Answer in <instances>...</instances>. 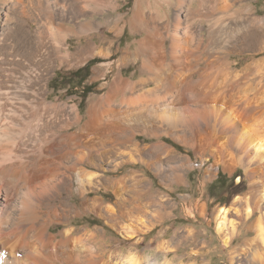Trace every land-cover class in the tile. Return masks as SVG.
I'll list each match as a JSON object with an SVG mask.
<instances>
[{
	"label": "bare ground",
	"instance_id": "bare-ground-1",
	"mask_svg": "<svg viewBox=\"0 0 264 264\" xmlns=\"http://www.w3.org/2000/svg\"><path fill=\"white\" fill-rule=\"evenodd\" d=\"M50 1L44 0V6L42 0H37L45 14L43 20L50 26L59 18L60 29H72L63 22L68 15L65 2ZM105 1L110 10L115 9L117 0ZM142 1L136 4L131 23L147 33L138 42L137 51L143 56L142 70L147 77L132 82L120 71L104 95L90 99L83 116L76 104L68 107L66 102H48L50 54L63 59L69 56L64 35H57L52 51L39 44L31 49L29 58H18L17 64L11 59L5 66L8 76L0 77V264H159L149 258L141 260L131 252L118 262L111 253L105 258L106 248L111 245L103 229L72 226V219L91 213L126 240H133L165 216L159 209L148 217L155 198L136 190L126 195V177L105 178L106 162L116 166L118 160L113 157L127 149L121 147L131 145L138 152L130 135H121L124 123L130 132L150 134L181 128L186 134L179 138L200 150L209 148L224 171L241 165L248 190L243 196H235L231 206L217 209L216 232L228 245L243 221L254 233L241 249L245 259L250 258L245 262H264V101L249 97L254 94L253 86L243 89L250 75L256 74L258 79L262 76L264 61L234 74L219 65L215 55L218 49L227 53L232 49L215 48L220 34L240 49L249 45L252 48L247 49L260 52L264 20L252 16L242 1L235 9L229 0ZM12 2L24 17L43 22L39 16L26 13L25 3L31 0ZM86 7L71 9V15L85 16ZM95 7L102 11L100 5ZM171 8L174 13L170 15ZM150 9L155 10V17L146 15ZM91 18L87 16L80 27H91ZM118 24L117 19L115 27ZM196 24L201 29L207 27V44L203 38H196ZM92 51L87 47L85 53ZM129 58L130 54L125 53L119 65L124 66ZM102 190L112 193L123 210L103 206L101 199L92 197ZM74 194L81 200L79 204L71 202ZM230 210H244V217L231 219ZM182 239L186 236L175 232L173 239L156 246L166 257L161 264H187L193 258L191 264L197 263L195 251L189 257L167 258L176 251L170 244L180 246ZM234 253L230 254L232 262Z\"/></svg>",
	"mask_w": 264,
	"mask_h": 264
},
{
	"label": "rangeland",
	"instance_id": "rangeland-1",
	"mask_svg": "<svg viewBox=\"0 0 264 264\" xmlns=\"http://www.w3.org/2000/svg\"><path fill=\"white\" fill-rule=\"evenodd\" d=\"M42 1V5L45 6L44 0ZM139 1L142 0H117L114 3L115 9L110 10L105 0H60L67 6L68 15L64 16V25L72 28L63 30L58 26L59 18L48 26V23L43 20L45 14L39 9L37 0L25 3V10L29 16H39L43 21L41 24L39 21L34 22L33 19L24 17L18 7L13 5L12 0H0V77L3 79L8 76L5 66L9 60L12 59L17 64L18 58H29L31 51L39 44L51 50L57 35H64L69 56L63 59L53 52L50 54L51 72L46 78L48 102L57 103V105L66 102L68 107L76 104L83 116L88 109L90 99L104 95L120 71L132 82L147 77L142 70L143 56L137 53L138 42L145 38L147 33L144 29L133 28L131 23ZM229 1L231 5L234 4V9L237 8L239 1H242L246 9L251 11L252 16L264 20V0ZM74 2L76 4L73 6L74 9L87 6L84 10L85 16H80V13L76 14L78 17L71 15L70 10L73 9L71 4ZM96 4L101 6L102 11L96 9ZM141 4L144 2L142 1ZM173 13L174 8H171L170 15ZM146 15L155 17V10H147ZM87 16L92 17L93 25L88 28L80 27ZM117 19L119 24L115 27ZM196 25L193 29L196 38L201 37L205 40L204 43H208L207 27L204 26V29H201L198 24ZM164 35L166 38V34ZM216 39V46L211 43L212 48L214 46L215 48H232L229 53L218 49L215 54L219 65L226 66L231 73H239L251 64L264 61V44L260 52H253L247 49L252 48L249 45L243 47L246 49H240V46L232 43L224 34L218 35ZM166 45L169 46L167 39ZM87 47H92L93 51L85 53ZM125 53L130 54V58L124 66H120V59ZM89 62L92 63L87 71L84 67ZM78 70H80L79 76L87 75V79L82 84L74 77ZM260 74L262 76L259 79L256 74L250 75L243 89L247 85L253 86L254 94H249V97L264 101V64ZM152 86L154 85L151 84ZM88 87L90 89H87ZM124 124L122 132L124 135H121H130L131 143L138 147V152L134 151L131 145L121 147L122 150L127 149L123 150L124 152L117 158L113 157L114 160L119 161L115 162L116 166L106 162L105 178L126 177L125 184L128 186L126 195H131L132 191L136 190L137 193H144L145 196L155 198L156 203L161 200L158 206L156 203L149 206L148 217H151L154 210L159 209L164 210L165 216L150 231L139 233L133 240H126L116 230L109 228L103 220L91 213L72 219V226L75 229L94 227L103 229L105 238L111 245L107 247L108 249L106 248L105 258L111 253L114 260H119L131 252L141 260L149 258L151 262L156 261L161 264L166 257L156 246L159 243L170 241L174 233L179 232L186 236V239L179 240L181 241L180 246L178 243L170 244V247L176 251H172L167 256L169 260L189 257V254L195 251L198 253L196 264H247L245 261L250 258L245 259L241 249L244 248V241L251 239L254 233L248 231L244 222L241 221L235 234L230 236L228 245H225L216 232L214 219L219 207L231 206L235 196H243L248 190V182L244 179V168L238 165L230 171H224L223 165L216 162L209 148L200 150L195 144L188 145L187 142L182 141L179 137L185 136L186 133L181 128L172 131L164 129V131L150 134L142 131L130 132L128 124ZM161 146L171 150L172 153L165 152ZM130 156L136 157L130 160ZM119 164L122 165L119 166ZM114 167H117L115 171H113ZM92 197L101 199L103 206L112 205L117 210H123L116 204V198L112 193L102 190L97 194H92ZM162 197L163 199H160ZM71 202L79 204L81 200L74 194ZM200 205L203 206L202 209ZM238 211L230 210L228 217L235 220L243 218L244 210ZM258 215V213L254 215L250 221ZM54 230L57 231L58 227ZM230 252L234 253L233 262L230 261V254H232ZM193 259L187 264H191ZM255 264H264V262Z\"/></svg>",
	"mask_w": 264,
	"mask_h": 264
},
{
	"label": "trees",
	"instance_id": "trees-1",
	"mask_svg": "<svg viewBox=\"0 0 264 264\" xmlns=\"http://www.w3.org/2000/svg\"><path fill=\"white\" fill-rule=\"evenodd\" d=\"M91 63H92V62H89V63L84 67V69H86V70L88 71L89 68H90V66H91ZM79 71H80V70H78L77 72H75L74 77L78 79V81H79L80 84H82V83L87 79V75L84 76V77L79 76V75H78ZM87 89H90V87H88ZM87 89H86V90H87ZM83 94H84V92H83ZM83 97H84V95H83Z\"/></svg>",
	"mask_w": 264,
	"mask_h": 264
}]
</instances>
